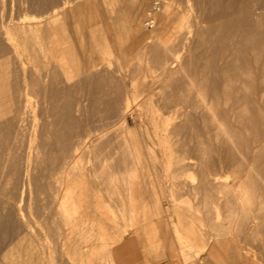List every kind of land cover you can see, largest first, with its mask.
<instances>
[{
    "label": "rangeland",
    "instance_id": "obj_1",
    "mask_svg": "<svg viewBox=\"0 0 264 264\" xmlns=\"http://www.w3.org/2000/svg\"><path fill=\"white\" fill-rule=\"evenodd\" d=\"M56 1L61 0H0V23L2 19L10 21L18 17V14L26 16L28 20L39 17ZM87 1L73 0V3L82 2L84 5L83 3L86 4ZM90 2L92 7L84 10V20L86 22L91 20L92 31L84 32L79 38L72 37L70 42H73L74 46L70 45L75 47L73 50L79 59L83 57L85 50L87 54L93 53L102 64L100 66L102 71L99 67L97 73L107 72L109 79L98 82L99 74L95 73L97 75L95 80L87 82L79 75L75 78L76 83L82 80L83 82L72 84L69 87L72 89H68L67 86V93H64L61 103L64 108L70 110L75 108L77 103L81 104L80 108L83 110L76 115L78 124L75 129L79 131L83 129L82 126L84 128L92 126L96 134L93 137L99 138V146H102L103 152L109 155L105 171H102L99 165H91L94 172L92 174L95 175L92 176L94 186L91 185V181L89 183L93 191H96L94 196L96 205L103 209V215L95 216V225L87 242L93 251L89 255L84 253L80 255L81 243L77 240L64 243L60 233L47 231L43 227L22 235L21 230L22 234L18 231L19 223H16L14 216V219L11 218L9 204H4L7 196L0 194V212L4 210V205H7L4 208L9 212L4 210L8 213L4 214L8 215V219L10 217L9 220L3 218L0 221L2 222L0 232H3L0 233L2 238L0 258L3 261H0L2 262L0 264L22 262V264H159L172 260L184 264H264V102L259 101V93L264 88V83L258 81L259 65L251 58L260 49H264V0H90ZM165 8L169 12L167 20L160 22ZM150 19L156 20L153 27V23L148 24ZM246 31L249 34L245 33ZM0 40L2 53L0 60H3L0 61V69H3L0 71L16 73L19 70L16 74H21V60L26 61L27 55L23 53V56L16 55L15 58V54H11V58L8 57V45L2 38ZM152 46L161 47L163 59L169 63L176 59L173 63L175 66L172 64L174 66L172 68L170 65L167 74L163 61L155 60ZM66 56L72 65V55L68 53ZM4 61L7 65L2 63ZM30 63L25 66L40 71L47 68L41 58L35 61V65L40 64L39 67ZM228 63H234L237 67H243L248 63L255 70L249 106L252 112L250 118L238 121L228 115L223 117L219 111L222 109L221 106L218 108V115L212 118L209 105H205L201 96H197L196 87L191 91L192 94L191 92L189 94L192 95L189 97L190 102L182 105L173 99V95L182 93L183 90L184 93H189L186 92V87L182 86H186L190 79L196 76L204 80L202 92L209 101L221 91ZM29 67L28 72L35 70ZM10 80H14L13 74ZM126 94L130 101L132 100V104L129 110L123 113ZM196 104L199 105L198 109ZM192 106H195V109ZM157 109L161 116L168 120L167 126L170 129L176 122L182 126L180 132H174L175 134L171 132L169 136V140L173 141L171 144L174 145L175 155L183 160L180 163L176 164L173 159L172 164L168 166L163 141L157 139L151 129L153 127H150L152 125L149 124V118L147 119L149 116L144 115ZM142 115L145 116L147 123L142 120L144 119ZM120 117L125 119L124 124L133 131L132 140L138 144V150L140 149L141 161L138 170L136 169L135 178L131 181L123 177L124 170L130 168V158L122 154L117 145L119 142H116L118 128L115 122H118ZM184 117L186 121L183 122ZM224 118L226 121L222 120ZM243 123L246 124L244 127ZM219 124H227L226 130H218ZM115 147L117 149L114 150ZM85 156L86 154L81 165L87 163L88 157ZM206 170L211 176L217 175L220 181L209 183L202 181ZM111 175L113 177L109 179ZM238 175L245 181L237 177ZM14 183L15 181L13 185L12 183L9 185L11 186L8 188L9 193L17 192V184L15 183V187ZM36 185L41 189L45 181L33 183L31 187L33 194L40 190ZM12 187L16 190L14 191ZM35 202L36 200L33 201ZM123 203L125 205L133 203L135 211L132 219L128 213L121 212ZM5 215L4 217H7ZM35 233H38L37 237ZM16 235L24 238L23 245L16 247L14 242L16 238L18 239ZM77 235L79 234L73 237L78 239ZM25 237L27 239L32 237L33 240L31 238L24 242ZM31 242L33 245L37 244L32 245L31 248L34 247L32 249L29 248ZM68 246L71 250H68L70 249ZM35 247L37 251L34 250ZM31 250L39 255L35 254L34 257Z\"/></svg>",
    "mask_w": 264,
    "mask_h": 264
},
{
    "label": "bare ground",
    "instance_id": "obj_2",
    "mask_svg": "<svg viewBox=\"0 0 264 264\" xmlns=\"http://www.w3.org/2000/svg\"><path fill=\"white\" fill-rule=\"evenodd\" d=\"M74 3H73V0H71V1L70 0H61V1L53 2L47 8L45 7L46 9L45 10L43 9L44 11L42 10L43 12L39 17L36 16L35 18H32L30 20H28L26 18V16H23V15L19 16V14H18V17L16 16L17 18L15 17L16 19L12 18L10 21H7L8 19L7 20H4V19L1 20L0 38H2L6 42V44L8 45V53H7L8 57H10L11 54H15L14 57L16 58V55L22 54V56H23V53H24V55H27L28 59L26 61L25 60L22 61L19 58L21 60V66H22L21 74H16L19 70H17L16 73H13L14 71L13 72L12 71H0V194L1 195L4 194L7 196V198H8V199L6 198L7 201L6 202L3 201V202H5L4 204H7V203L9 204V206H10L9 209L12 213L11 218L14 219V217H15V220L17 221L16 223H19L20 229H18V231L20 232V230H21V232L23 234L21 232L20 233L22 235H25L27 232H31L35 229L43 227L47 231L60 233L63 236L64 243H68V242H72V241L77 240L79 243H81L79 246L80 255L83 253L89 255L93 250L91 249L92 247H90L91 245L89 244L90 245L89 246L87 242H88L89 235H90L91 231H93V228L95 225V216L97 214H102V212H103L102 211L103 209H100V207L96 205V202H95L96 200L94 197L96 195V193H95L96 191L94 192L92 189L93 187H91V185H93L92 179L95 177V175L92 174L93 166L91 167V165H95V164L99 165L101 170L105 171L106 166H107L106 162L108 161L109 155H107L108 153L105 154V152H103V150L101 148L102 146L101 147L99 146V143H100L98 140L99 138L95 139L94 138L95 136L93 137V135H96V134H95V132H93L95 130L92 129L93 128L92 126L86 127L84 125L85 128L82 126L83 129L79 130V131H77V129H75L77 127V124H78L76 115L79 114V112L82 113V111H80V110H83V109H81L82 107L80 108L81 104L77 103L75 108L70 110L69 108L68 109L64 108L65 106L63 107L61 101H62V98L64 96V93H67V86H68V89H72L69 87L74 83L77 85V84L83 82V80H85L87 82L88 81H94L96 74H99L98 77L96 75L98 82L106 81V79H109V77H107V75H106L107 72H103V73L98 72L97 73V70L99 69V67L102 64L100 61H98V59H96V57L93 53L87 54L86 50H85V53L83 54V57H81V59H79L80 57H76V55H75V51L73 50V49H75V47L73 48V46H74L72 44L73 42H70V41H71V38L74 36L79 38L80 36H83L84 32L92 31V22H90L91 20L88 22H86L84 20V17H85L84 12L86 11L87 7H89V8L92 7V4H91L90 0H88L86 2V4L83 3L84 5L81 4L82 2L78 3L79 5L74 4ZM21 4H23V3H21ZM168 13H169L168 9L165 8L163 15H162V18H161L162 21H160V22H165L167 20ZM5 18H6V16H5ZM8 18H9V16H8ZM29 18H31V17H29ZM158 21H159V18H158ZM155 22H156V20L152 19V23H153L152 27L155 25L154 24ZM244 23H242V24H244ZM136 24H138V23H136ZM149 26L151 27V25H149ZM164 28H166V26ZM247 32L248 31H246L245 33H247ZM88 34H89V32H88ZM248 34H249V32H248ZM164 36H165V34H164ZM70 44H72L73 46H71ZM75 45H76V43H75ZM3 46H5V45H3ZM251 46H252V44H251ZM263 46H264V44H263ZM144 48H145V46H144ZM160 48L158 46H152L151 47L152 52L155 53V54H153L155 56L154 57L155 60L160 61V62L163 61V65H164V68H165V71L167 74L168 71H170L169 66L170 65L172 66V64L175 62L176 59L173 58L174 61H172L170 63L167 60H164L163 59L164 54L162 55ZM222 50H223V48H222ZM0 53H1V51H0ZM68 53L72 55V57H71L72 65L70 64V62L66 56ZM249 55H250V53H249ZM166 57H168V56H166ZM40 58L45 63L44 65H46V67H47L46 70L43 71L41 69V71H40V70H36L35 68H33V69H35V70H33V69H31V67L25 66V64H29L30 62L34 63V65H35V61H37V60L39 61ZM251 58H253L252 60L255 64L257 63L259 65V72H257L258 77H259L258 81H261V83H264V49H262V50L260 49ZM0 61H3V60L1 59ZM16 61H17V59H15V62ZM169 61H171V59ZM228 61H229V59H228ZM2 63L4 64L5 61ZM16 63H15V65H16ZM233 64L234 63H228L227 69L224 71V75H223V87H222L221 91L218 92L217 94H215L214 96H212V99H210L209 101L206 100L207 97H205L206 95L202 92V89H203L202 87H204V83H203L204 80L201 78H197L196 76L192 77L190 79V81L188 82V84L186 83L187 84L186 86H182V88L186 87L185 90H186V92H189V93H184V90H183L182 93L178 92L176 95H173V99L175 98L174 100H176L178 103H181L182 105L187 103V102H190L189 97H191L192 95L189 96V94L194 89V87H196L197 91H198L197 96H201V98L203 99L202 100L203 103H205V105L206 104L209 105V111L212 114V118H214L215 115H218L219 111H220V113L223 114V117H224V115H228V116H231L232 118H234L235 120L237 119L238 121H242L244 118L245 119L250 118L249 115L252 114V112H250L251 110H249V106L251 104L250 101L252 99L251 98V89H252V85L254 83V78H255L254 74H253L254 69L248 63L243 67H237L235 64L234 65ZM10 65H11V63H10ZM34 65H33V67H34ZM37 65H35V66L39 67L40 64L38 66ZM73 66H75V67H73ZM174 66H172V68ZM27 67H29V69H31L33 71L29 70L30 72H28ZM101 68L102 67H100V69ZM0 70H3V69H0ZM221 70H223V68ZM221 70H219V71H221ZM100 71H102V69ZM212 72H213V70H212ZM11 73L14 76V80H10V76L12 75ZM81 75H82L83 80L80 78V80H82V81L79 83H76L75 78H77V76L81 77ZM210 75H212V74L210 73ZM111 78H112V76H111ZM121 84H122V82H121ZM219 86H221V84ZM173 88H174V86H173ZM180 89H181V87H180ZM119 90H120V88H119ZM170 90L173 91V89H170ZM178 91H180V90H178ZM191 94H192V92H191ZM117 97L118 96H116V98ZM129 98L130 97H128L126 94V98H125L124 105L122 108L123 113H125V111L129 110V108L131 107V104H132L131 101L132 100L130 101ZM192 99L195 100L194 98H192ZM196 101H197V99H196ZM259 101L264 102V88H262V90L259 93ZM259 101H257V102H259ZM192 102L194 103L195 101H192ZM200 102H201V100H200ZM193 103H191V104H193ZM252 104H254V103H252ZM177 105L179 106L180 104H177ZM193 105H195V104H193ZM196 106H197L196 109H198L199 105L196 104ZM220 106L222 107V109L218 111V108ZM166 107H168V106H166ZM194 107L192 106V108H194ZM184 108L185 107H183V109ZM188 111L189 110H187V112ZM187 112H186V114H187ZM203 114H205V113H203ZM144 115L149 116V117H147V119L149 118V122H150L149 124L152 125L150 127H153L151 129L154 131V134L157 137V139L163 141L164 152H165L164 154L166 157H168V166H170L172 164L173 159L175 160L176 164L178 162L180 163V161H183L179 156L175 155V151L173 149L174 145L171 144L173 141L172 142L170 141L172 139L169 140V136H170L171 132L173 134H175L176 132H178V131L180 132L182 130L181 124L179 125V122H176V125H174V126L171 125L173 127H172V129H170L167 126L168 120L166 121V119L161 116V114L159 113V109L151 110L150 112H148L146 114L144 113ZM144 115H142V116H144ZM145 116H144V119L142 118V120H144V122L147 123ZM180 119H181V117H180ZM184 120H185V117L182 121L184 122ZM222 120L226 121L225 118ZM189 121H191V119ZM218 121H221V119L220 120L218 119ZM124 123H125L124 118H121L118 122H115V125L118 128L117 129L118 141H116V142H119V144H117V145H119L118 148L121 150L122 154H124L125 156L127 155L130 158V168L127 171L124 170L123 177L125 179L127 178L128 181H131V180H133V178H135L136 169H137V167L141 161L140 154H139L140 149L138 150V144L135 141L133 142V140H132L133 131L131 130V128L129 126H127V124L125 125ZM177 123H178V125H177ZM244 123H245V121H244ZM244 123L242 124L243 127L246 125ZM142 124H143V122H142ZM227 124H223V125L219 124L218 130L225 131L226 130L225 126ZM206 125H208V124H206ZM232 125H234V124H232ZM238 126H240V125H238ZM143 127H144V125H143ZM95 128H97V127L95 126ZM145 128H147V127H145ZM248 128H249V126H248ZM237 130H240V129H237ZM96 132H99V131H96ZM149 132H151V131H149ZM151 134H153V132ZM173 134H171V135H173ZM150 137H151V135H150ZM111 141H112V139H111ZM176 144H177V142H176ZM114 145H116V143ZM253 147H254V145H253ZM115 149H117V148L115 147L114 150ZM251 151H252V149H251ZM115 152H117V151H115ZM85 154L88 158H86L87 159V163H85L86 165L83 164L84 165L83 166V165H81L82 164L81 161H82V158L85 159L83 157ZM249 154L251 155V152ZM113 155H114V153H113ZM254 157L255 156L253 155V158ZM251 158H252V156H251ZM245 161H247V159ZM245 161H243V162H245ZM249 164H250V162H249ZM125 173H127V174H125ZM248 174H249V172H248ZM92 176H94V177H92ZM110 177H113V176L112 175L109 176V179H110ZM237 177H239V178H241V180L245 181V179H243L242 176L238 175ZM39 180L45 181V185L42 186L41 189H40L39 185H36L39 187L38 189H40V190H36L35 194H33L31 187H32L34 182H36V181L39 182ZM14 181L17 184V188H16L17 192L15 191L16 189L14 190V188L16 187L15 186L16 184L14 183L15 187L14 188L12 187V188L15 191V193H9L8 188L11 187L9 185L11 183H12L11 185H13ZM90 181L92 184L89 183ZM202 181H206V183H209L210 181H220V180H219V177L217 175L211 176L210 174L207 173V170H206L203 173ZM13 190H10V192H12ZM129 190H130V187H129ZM32 194H33V196H32ZM31 197L32 198L35 197V198L32 199ZM34 199L36 200L35 203H33V201H35ZM246 199H243V200H246ZM3 200H5V199H3ZM7 205H4V207L6 208ZM4 207H3V209L7 211L8 209H5ZM121 209H122L121 212H124V214L128 213L130 219H132L134 217L135 207H134L133 203H130V205H125V203H123V206ZM4 210H1L2 212H0V221L3 220V218L8 219V215L4 214L7 212H5ZM8 212H9V210H8ZM4 215L7 217H4ZM9 219H10V217H9ZM96 220H97V218H96ZM12 222L13 221H11V223ZM0 223H2V222H0ZM98 226L99 225H97V227ZM11 227H13V225ZM15 228L16 227H14V229ZM1 229H2V227H1ZM38 232H39V230H38ZM4 233H5V231H4ZM29 234H31V233H29ZM35 234L37 237L38 233H35ZM75 234H79V235L81 234V236L82 235L83 236L81 237V236L77 235L79 238L75 239V237H73V235H75ZM5 236H7V235H5ZM16 236L18 237V239L16 238V241H14V242H15L16 247H17V245L22 244L24 238L22 239L18 235H16ZM28 236H26V237H28ZM32 237H30L28 239H31ZM0 239H2V238H0ZM28 239L26 238V240H24V242L27 241ZM35 239H37V238H35ZM61 239H62V237H61ZM32 240H33V238H32ZM84 243H86V244H84ZM106 243H107V241H106ZM10 244H12V243H10ZM35 244L33 245L31 242L30 247H29V245H28V247L30 249H32L34 247L31 248V246L32 245L35 246ZM6 245H7V243H6ZM55 245H57V244H55ZM41 246H43V245L41 244ZM36 247L38 248V246H36ZM36 247L34 250L37 249ZM106 248L107 247H105V249ZM68 250H71V248ZM6 251L8 253V250H6ZM1 253H2V251H1ZM72 253H73V249H72ZM35 254L39 255V253H34L33 254L34 257H36ZM5 255H6V253H5ZM33 255H31V256L33 257ZM40 255H43V254H40ZM18 256H19V254H18ZM56 257H57V254H56ZM73 257H75V256L73 255ZM3 258L4 257L2 256V259ZM18 258H20V257H18ZM41 258L42 257H40V259ZM37 259H39V258H37ZM57 259H58V257H57ZM33 260H31V262ZM41 260H43V259H41ZM0 261H2L1 258H0ZM2 262H0V263H2ZM4 262H6V261H4ZM61 263H62V261H61Z\"/></svg>",
    "mask_w": 264,
    "mask_h": 264
},
{
    "label": "crops",
    "instance_id": "obj_3",
    "mask_svg": "<svg viewBox=\"0 0 264 264\" xmlns=\"http://www.w3.org/2000/svg\"><path fill=\"white\" fill-rule=\"evenodd\" d=\"M159 264H184V263H182L181 261L172 260V261L162 262Z\"/></svg>",
    "mask_w": 264,
    "mask_h": 264
},
{
    "label": "built area",
    "instance_id": "obj_4",
    "mask_svg": "<svg viewBox=\"0 0 264 264\" xmlns=\"http://www.w3.org/2000/svg\"><path fill=\"white\" fill-rule=\"evenodd\" d=\"M151 23H152V20L148 24H151Z\"/></svg>",
    "mask_w": 264,
    "mask_h": 264
}]
</instances>
